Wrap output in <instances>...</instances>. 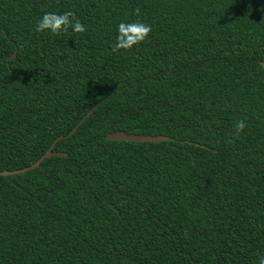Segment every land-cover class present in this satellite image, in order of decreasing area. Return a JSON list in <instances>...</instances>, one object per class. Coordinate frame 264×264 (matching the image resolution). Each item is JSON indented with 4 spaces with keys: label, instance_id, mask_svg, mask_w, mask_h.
Masks as SVG:
<instances>
[{
    "label": "trees",
    "instance_id": "trees-1",
    "mask_svg": "<svg viewBox=\"0 0 264 264\" xmlns=\"http://www.w3.org/2000/svg\"><path fill=\"white\" fill-rule=\"evenodd\" d=\"M65 11L87 31H35ZM261 62L264 0H0V264H258Z\"/></svg>",
    "mask_w": 264,
    "mask_h": 264
},
{
    "label": "clouds",
    "instance_id": "clouds-1",
    "mask_svg": "<svg viewBox=\"0 0 264 264\" xmlns=\"http://www.w3.org/2000/svg\"><path fill=\"white\" fill-rule=\"evenodd\" d=\"M135 15H140L139 8L135 10ZM69 29H72L75 33H84L87 31L86 26L81 23L72 11H65L62 14L45 12L37 22L35 31L43 33L47 30L52 34L60 35L61 33H67ZM152 31L153 28L150 24L139 20L128 23L121 22L118 25V35L116 36L115 43L111 47L116 52L130 50L134 46L145 42ZM246 127L247 124L244 119L238 120L234 125L232 135L239 138ZM258 264H264V256L258 259Z\"/></svg>",
    "mask_w": 264,
    "mask_h": 264
},
{
    "label": "water",
    "instance_id": "water-1",
    "mask_svg": "<svg viewBox=\"0 0 264 264\" xmlns=\"http://www.w3.org/2000/svg\"><path fill=\"white\" fill-rule=\"evenodd\" d=\"M15 56V53L12 55ZM261 66L264 68V62H261ZM75 131V128L72 129L70 134H72ZM61 138V137H60ZM107 140H113V141H128V142H153V143H158L161 141H169L170 138L167 136H162V135H139V134H126L123 131H116L109 133L106 136ZM57 139L50 145V147L46 150V152L38 158L33 164L30 166H27L25 168H22L20 170L12 171V172H4L2 175H12V174H22L27 171L33 170L39 166V164L49 158L52 155V148L54 144L56 143Z\"/></svg>",
    "mask_w": 264,
    "mask_h": 264
}]
</instances>
